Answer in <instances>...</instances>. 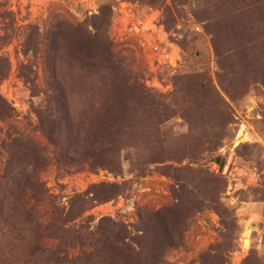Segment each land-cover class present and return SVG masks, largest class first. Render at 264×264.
<instances>
[{
  "label": "rangeland",
  "instance_id": "rangeland-1",
  "mask_svg": "<svg viewBox=\"0 0 264 264\" xmlns=\"http://www.w3.org/2000/svg\"><path fill=\"white\" fill-rule=\"evenodd\" d=\"M263 7L0 0V264H264Z\"/></svg>",
  "mask_w": 264,
  "mask_h": 264
},
{
  "label": "trees",
  "instance_id": "trees-1",
  "mask_svg": "<svg viewBox=\"0 0 264 264\" xmlns=\"http://www.w3.org/2000/svg\"><path fill=\"white\" fill-rule=\"evenodd\" d=\"M263 6V5H262ZM264 9V7H263ZM111 85V84H109ZM110 138H108V144L112 145L110 146V151H116V147L113 145L115 144V140L112 138V135H109ZM156 162V161H153ZM22 246L24 253L18 254L17 256H14L10 254V257L14 259L13 264H68L66 260L63 259H56L51 256L49 251H44L38 247V244H33V242H25L22 241L21 244H17V246ZM8 257V264L11 261V258ZM98 259H101V257H97ZM103 261V260H99Z\"/></svg>",
  "mask_w": 264,
  "mask_h": 264
}]
</instances>
